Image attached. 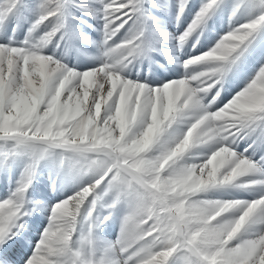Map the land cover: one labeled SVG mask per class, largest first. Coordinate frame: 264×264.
<instances>
[{
    "label": "snow or ice",
    "instance_id": "1",
    "mask_svg": "<svg viewBox=\"0 0 264 264\" xmlns=\"http://www.w3.org/2000/svg\"><path fill=\"white\" fill-rule=\"evenodd\" d=\"M0 264H264V0H0Z\"/></svg>",
    "mask_w": 264,
    "mask_h": 264
}]
</instances>
